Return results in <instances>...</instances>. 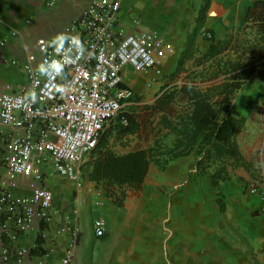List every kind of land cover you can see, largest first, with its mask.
Wrapping results in <instances>:
<instances>
[{"label": "crops", "instance_id": "0c3cea01", "mask_svg": "<svg viewBox=\"0 0 264 264\" xmlns=\"http://www.w3.org/2000/svg\"><path fill=\"white\" fill-rule=\"evenodd\" d=\"M254 1L258 0H120L117 29L150 35L158 69L173 72L177 62L207 53L205 29L212 30L215 44L226 42ZM89 3L0 0V93L6 85L13 91L27 86L23 64L40 60L43 42L67 37V26ZM263 70L261 66L257 72ZM122 77L136 92L150 75L126 66ZM89 157L80 166L81 187L58 175L50 164L43 168L40 185L54 195L53 217L23 237L32 256L57 264L70 249L72 264H264V180L253 187L233 177L214 187L209 173L190 172V161L184 159L182 165L171 166L175 175L165 183L126 189L127 197L117 205L102 183L88 179L84 164ZM5 177L0 166V179ZM35 184L19 178L10 185L22 193ZM96 219L104 223L101 237L94 231ZM62 227L76 232V237L58 233ZM1 246L0 235V250Z\"/></svg>", "mask_w": 264, "mask_h": 264}, {"label": "built area", "instance_id": "2783aa9c", "mask_svg": "<svg viewBox=\"0 0 264 264\" xmlns=\"http://www.w3.org/2000/svg\"><path fill=\"white\" fill-rule=\"evenodd\" d=\"M120 8V0H90L66 29L67 37L43 42L40 60L23 64L27 86L13 91L6 85L0 93V166L6 173L0 179V264H46L22 240L53 217L54 195L40 185L43 168L50 164L81 187L80 166L133 97L123 68L160 74L151 36L117 29ZM58 64L63 66L60 71ZM41 65L48 70L42 72ZM19 178L36 184L16 193L10 184ZM93 227L96 236H103L101 220H94ZM66 232L76 237L68 227L58 231ZM72 258L68 249L57 264H72Z\"/></svg>", "mask_w": 264, "mask_h": 264}, {"label": "trees", "instance_id": "16d2710c", "mask_svg": "<svg viewBox=\"0 0 264 264\" xmlns=\"http://www.w3.org/2000/svg\"><path fill=\"white\" fill-rule=\"evenodd\" d=\"M206 10L207 6L203 14ZM241 36L243 40H239ZM203 38L210 45L199 63L216 60L232 50L237 54L234 61L220 63L213 75H223L224 80L207 89L189 81L166 90L149 109L165 111L160 128L167 132L158 134L149 149L119 155L105 148L109 138H124L141 129L134 106H126L117 123L103 132L95 150L98 153L86 164L88 179L102 183L117 205H122L127 197L126 189L140 190L144 184L165 183L170 175H175V171H169L171 166L182 165L184 159L190 161V172L209 173L214 187L233 177L253 187L263 182L264 101L260 95L249 97L246 114L241 117L234 116L231 107L264 61V1H254L246 9L243 23L228 33L226 42L215 44L213 32L208 29L203 31ZM182 64L179 61L178 67ZM122 118L126 123H122Z\"/></svg>", "mask_w": 264, "mask_h": 264}, {"label": "rangeland", "instance_id": "374dc122", "mask_svg": "<svg viewBox=\"0 0 264 264\" xmlns=\"http://www.w3.org/2000/svg\"><path fill=\"white\" fill-rule=\"evenodd\" d=\"M69 26L70 24L67 27ZM65 29L62 32H65ZM239 40H243V37L241 36ZM236 46H238V44L233 47ZM239 49H241L240 46ZM201 58L202 57L198 56L196 58H191L190 60H184L180 67H178L177 62V66L173 72H161L160 69L159 75H156L154 71L149 72V82H146V85L142 90L133 92L132 98L136 101H132L126 105L134 106V112L141 123L140 132L124 138L111 136L105 148L120 155L137 149H149L153 147L158 134L161 135L167 132L166 129L162 130V128H160V119L163 113L165 114V111L161 112L149 109L150 106H153L157 98L166 90H172L173 86H181L189 81H194V84L200 86L201 89H207L212 85L221 83L224 80L223 75L216 78L213 76L215 75L219 64L225 63L226 61H234L237 58V54L232 50L218 57L216 60H204L199 63L198 59ZM261 66H264V61L261 63ZM258 71H260V68ZM260 87L263 91H261ZM256 95H260L264 101V70L256 72L239 92L231 107L232 114L236 117L245 116L246 102L248 98ZM126 106L123 111L126 110ZM117 120L118 118L110 123L105 131L113 124L117 123ZM159 129L162 131L159 132ZM97 153L98 152L95 151L89 157L88 161L84 164L85 167L90 160L95 158Z\"/></svg>", "mask_w": 264, "mask_h": 264}, {"label": "clouds", "instance_id": "9594fccd", "mask_svg": "<svg viewBox=\"0 0 264 264\" xmlns=\"http://www.w3.org/2000/svg\"><path fill=\"white\" fill-rule=\"evenodd\" d=\"M62 67H63L62 65H59V64H58V65H57V71L62 70ZM40 69H41L42 72H46V71L48 70L44 65H41V66H40Z\"/></svg>", "mask_w": 264, "mask_h": 264}]
</instances>
